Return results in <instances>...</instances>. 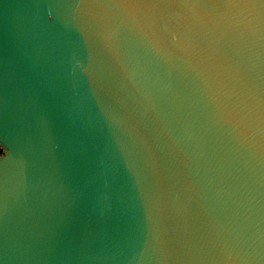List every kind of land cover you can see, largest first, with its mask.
<instances>
[{"label":"water","instance_id":"water-1","mask_svg":"<svg viewBox=\"0 0 264 264\" xmlns=\"http://www.w3.org/2000/svg\"><path fill=\"white\" fill-rule=\"evenodd\" d=\"M0 264H264V0H0Z\"/></svg>","mask_w":264,"mask_h":264},{"label":"trees","instance_id":"trees-1","mask_svg":"<svg viewBox=\"0 0 264 264\" xmlns=\"http://www.w3.org/2000/svg\"><path fill=\"white\" fill-rule=\"evenodd\" d=\"M1 150V149H0Z\"/></svg>","mask_w":264,"mask_h":264}]
</instances>
